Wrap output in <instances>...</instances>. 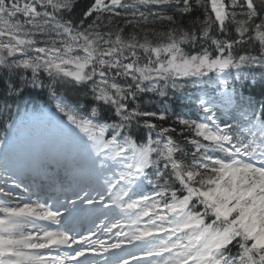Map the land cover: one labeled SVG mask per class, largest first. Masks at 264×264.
I'll use <instances>...</instances> for the list:
<instances>
[{
	"label": "snow or ice",
	"instance_id": "snow-or-ice-1",
	"mask_svg": "<svg viewBox=\"0 0 264 264\" xmlns=\"http://www.w3.org/2000/svg\"><path fill=\"white\" fill-rule=\"evenodd\" d=\"M78 6L0 0V264H264V0ZM10 160L70 195L20 196Z\"/></svg>",
	"mask_w": 264,
	"mask_h": 264
},
{
	"label": "trees",
	"instance_id": "trees-1",
	"mask_svg": "<svg viewBox=\"0 0 264 264\" xmlns=\"http://www.w3.org/2000/svg\"><path fill=\"white\" fill-rule=\"evenodd\" d=\"M87 3H90V0H80V6H83L84 4H87ZM80 6H78V9H77V11H79V7ZM143 10V9H142ZM209 86V85H208ZM201 87H202V91H203V89H205V86L203 85V84H201ZM196 93V90L195 89H192L191 87H189L187 90H186V92L185 93H179V95H183V96H186L187 97V99H186V103L190 100L189 98V96H191V95H193V94H195ZM190 94V95H189ZM199 96V92L197 93V95H196V97H198ZM196 99V98H195ZM194 99V100H195ZM191 101V100H190ZM191 104L192 105H194V103H193V100L191 101ZM173 107H175V105H173ZM184 111H187V109H184ZM0 122H1V118H0Z\"/></svg>",
	"mask_w": 264,
	"mask_h": 264
},
{
	"label": "bare ground",
	"instance_id": "bare-ground-1",
	"mask_svg": "<svg viewBox=\"0 0 264 264\" xmlns=\"http://www.w3.org/2000/svg\"><path fill=\"white\" fill-rule=\"evenodd\" d=\"M201 91H202V87L200 86V90H199V91L196 90V93L193 94V95H191V96H189V97H190L189 99H190L191 101L194 100V99L196 98L197 93H198V92H201ZM5 124L8 125L7 120L1 118V122H0V133H3V132H4ZM46 125H48L47 122H46ZM15 161H16V160H15Z\"/></svg>",
	"mask_w": 264,
	"mask_h": 264
},
{
	"label": "rangeland",
	"instance_id": "rangeland-1",
	"mask_svg": "<svg viewBox=\"0 0 264 264\" xmlns=\"http://www.w3.org/2000/svg\"><path fill=\"white\" fill-rule=\"evenodd\" d=\"M9 183H11V182H9ZM0 185H1V186H4L2 180H0ZM19 195L22 196V197H24L22 194H19Z\"/></svg>",
	"mask_w": 264,
	"mask_h": 264
}]
</instances>
